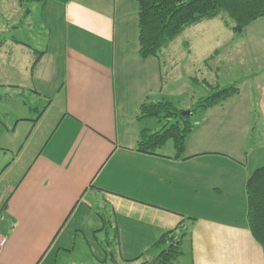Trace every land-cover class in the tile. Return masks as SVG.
<instances>
[{
    "label": "crops",
    "instance_id": "0c3cea01",
    "mask_svg": "<svg viewBox=\"0 0 264 264\" xmlns=\"http://www.w3.org/2000/svg\"><path fill=\"white\" fill-rule=\"evenodd\" d=\"M36 5L33 24L46 31L42 50L1 28L28 26L34 11L24 18L17 0H0V90L27 86L49 100L38 119H32L30 108L10 124L0 119V182L18 178L0 201V234L7 239L0 264H106L101 236L93 233L101 228L97 212L107 209L118 232L117 264L154 257L160 237L183 218L193 221L180 264H264V249L248 229L245 196L247 176L264 165V77L250 78L248 91L240 87L238 95L195 115L180 159L171 158L168 143L160 156L139 153L140 130H155L148 118L138 120L140 104L173 103L178 95L173 80L164 84L160 56L138 55V4L49 0ZM226 29L213 58L234 44L248 60L264 63V17L240 35ZM193 41L182 43L189 47ZM14 47L32 54L29 67L14 69L22 59L18 50L14 61ZM34 50L44 53L31 70ZM51 111L53 129L18 173L25 151L17 147L19 127L31 123L32 136ZM16 148L8 162L6 155Z\"/></svg>",
    "mask_w": 264,
    "mask_h": 264
},
{
    "label": "trees",
    "instance_id": "16d2710c",
    "mask_svg": "<svg viewBox=\"0 0 264 264\" xmlns=\"http://www.w3.org/2000/svg\"><path fill=\"white\" fill-rule=\"evenodd\" d=\"M25 18L31 12L33 4L43 5L49 0H17ZM65 4L68 0H53ZM138 4V55L140 58H159L162 49L182 34V32L203 21L221 17L224 25L233 34L240 35L243 28L253 21L264 17V0H134ZM35 60L31 70L44 52L34 50ZM207 61V60H206ZM198 82L196 78L190 79ZM206 83L202 78L200 80ZM210 93L197 100L189 115H184L170 102L144 101L138 108V120L154 118L163 122L157 130L142 129L136 142V151L143 154L160 156L161 149L170 142L172 159H180L184 152V141L193 130L195 123L191 117L195 113L221 105L226 100L239 94L237 86L211 87L206 85ZM25 105V104H24ZM42 114L39 113L40 117ZM246 221L253 239L264 249V165L253 170L246 179ZM6 202V200H5ZM5 202L3 206L5 205ZM101 228L93 233V238L100 235L98 245L106 257L112 255L117 261L118 232L114 214L110 210L97 212ZM192 218H183L176 228L163 234L155 244L157 252L151 259L142 260L147 264L157 257L155 264H180L179 259L184 253V241L188 236ZM136 259L131 262H136Z\"/></svg>",
    "mask_w": 264,
    "mask_h": 264
},
{
    "label": "rangeland",
    "instance_id": "374dc122",
    "mask_svg": "<svg viewBox=\"0 0 264 264\" xmlns=\"http://www.w3.org/2000/svg\"><path fill=\"white\" fill-rule=\"evenodd\" d=\"M37 7L38 5L36 4L31 6V9L34 12L32 11L33 14L28 18V26L19 27L18 30H5L3 25L1 28L6 34L13 35L15 39L30 44L33 49L42 50L46 44V31H42L41 29L38 30L36 25L33 24V18L38 14L37 9H35ZM200 27H195L194 30L185 31L183 35L178 36L170 42L167 47L162 49L160 54V58L163 62L162 76L164 84H168L173 80L175 82L173 91L177 92L178 95V97L172 100L173 103L171 104L184 115H189L195 102L210 93L209 88L206 86L207 84L211 87H214L215 85L219 87L223 85H233L238 88L242 87L240 88L242 91H248L250 86L248 82L250 78L254 80V77H264V63L258 64L257 62L248 60L242 54L240 47L238 48L234 44L222 47L220 51H218L220 52V55H215L216 57L213 58V50L218 47L216 44L217 40L222 39L224 33L229 34L228 30L223 25L221 17H217L211 20V22L204 23V26ZM188 38L194 40L189 47L182 43L183 39L186 41ZM13 50L14 61L17 60L16 52L18 50H21L20 52L22 56V59L15 64V70H19L22 67H29L32 64L33 57H31L32 54L29 51L25 50L23 47L22 49L14 47ZM169 53L172 59L168 57ZM207 53L211 55L210 60L208 57L204 62H201V59ZM211 59L214 60L212 61ZM170 60L173 61V69L170 68ZM202 70L203 74H200L199 71ZM192 77L196 78L199 83H192L190 80ZM202 78L206 80L207 84L200 81ZM215 80L217 82H215ZM25 87L26 88L19 89L18 91L8 89L0 90V95L2 96L0 102V119L4 123L10 124L12 118L17 119L25 117L27 108L31 109V117L32 119H35L48 103V99L42 96H36L28 91L27 86ZM21 90L23 91L21 92ZM23 104L26 105V109H23ZM187 111L189 113H185ZM7 113H9V116ZM49 114L50 117H46L47 119H45L43 127L32 136H28L29 131L31 130V123L19 127L21 136L19 137L17 147L18 149L19 147H25V151L22 155L21 161H19L22 162V166L18 173H20L21 170L23 171L27 164L29 165L34 155L39 151L53 129L56 122L55 114L52 113V111ZM197 114L198 113H195L191 117L192 122ZM148 119V126L152 130L159 129L163 123L158 122L154 118ZM170 144L171 143L168 142V149ZM16 153L17 148L13 152H8L6 155L7 161H11ZM17 179V176L11 178L8 177L5 179L4 183L1 184L0 182V201L5 198L9 189L13 187ZM94 249L98 252L96 248ZM87 254L90 255V252ZM102 257L103 260L104 255H102ZM106 260V264H112L110 255L106 257ZM92 263L96 264L94 260H92Z\"/></svg>",
    "mask_w": 264,
    "mask_h": 264
},
{
    "label": "water",
    "instance_id": "95a60500",
    "mask_svg": "<svg viewBox=\"0 0 264 264\" xmlns=\"http://www.w3.org/2000/svg\"><path fill=\"white\" fill-rule=\"evenodd\" d=\"M185 113H189V112L187 111V112H185ZM110 257H111V263H112V264H117V262H116V260L113 258V256L110 255ZM156 261H157V257H156V258H153L152 260H150L147 264H155Z\"/></svg>",
    "mask_w": 264,
    "mask_h": 264
},
{
    "label": "built area",
    "instance_id": "2783aa9c",
    "mask_svg": "<svg viewBox=\"0 0 264 264\" xmlns=\"http://www.w3.org/2000/svg\"><path fill=\"white\" fill-rule=\"evenodd\" d=\"M7 239L6 237L0 234V249H2L6 245Z\"/></svg>",
    "mask_w": 264,
    "mask_h": 264
}]
</instances>
